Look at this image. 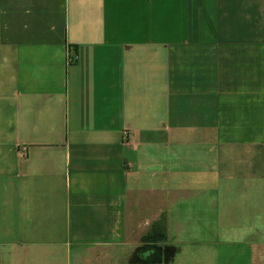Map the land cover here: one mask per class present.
Returning a JSON list of instances; mask_svg holds the SVG:
<instances>
[{
	"label": "crops",
	"instance_id": "1",
	"mask_svg": "<svg viewBox=\"0 0 264 264\" xmlns=\"http://www.w3.org/2000/svg\"><path fill=\"white\" fill-rule=\"evenodd\" d=\"M210 222L264 264V0H0V264H174Z\"/></svg>",
	"mask_w": 264,
	"mask_h": 264
},
{
	"label": "rangeland",
	"instance_id": "2",
	"mask_svg": "<svg viewBox=\"0 0 264 264\" xmlns=\"http://www.w3.org/2000/svg\"><path fill=\"white\" fill-rule=\"evenodd\" d=\"M216 225V222L214 226L211 222L206 224L205 228L210 232L208 237L183 238L182 248L178 247L177 259L174 264H232L233 258H236L237 254L234 252L233 258L228 262V238L219 235L221 228ZM262 243L264 246V237Z\"/></svg>",
	"mask_w": 264,
	"mask_h": 264
},
{
	"label": "built area",
	"instance_id": "3",
	"mask_svg": "<svg viewBox=\"0 0 264 264\" xmlns=\"http://www.w3.org/2000/svg\"><path fill=\"white\" fill-rule=\"evenodd\" d=\"M76 60H77V58L75 57V56H68L67 57V63L68 64H73V63H75L76 62ZM128 135H127V133H124V137L126 138Z\"/></svg>",
	"mask_w": 264,
	"mask_h": 264
},
{
	"label": "water",
	"instance_id": "4",
	"mask_svg": "<svg viewBox=\"0 0 264 264\" xmlns=\"http://www.w3.org/2000/svg\"><path fill=\"white\" fill-rule=\"evenodd\" d=\"M255 252H254V254L253 253H251V255H250V261H249V263L248 264H254V258H255Z\"/></svg>",
	"mask_w": 264,
	"mask_h": 264
},
{
	"label": "flooded vegetation",
	"instance_id": "5",
	"mask_svg": "<svg viewBox=\"0 0 264 264\" xmlns=\"http://www.w3.org/2000/svg\"><path fill=\"white\" fill-rule=\"evenodd\" d=\"M251 240V238L249 239V238H247V239H244V241H250ZM251 246V245H250Z\"/></svg>",
	"mask_w": 264,
	"mask_h": 264
}]
</instances>
